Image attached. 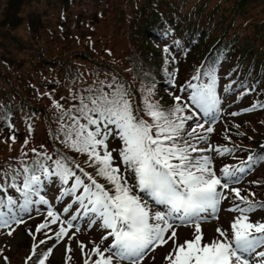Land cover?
<instances>
[{
	"label": "snow or ice",
	"instance_id": "obj_1",
	"mask_svg": "<svg viewBox=\"0 0 264 264\" xmlns=\"http://www.w3.org/2000/svg\"><path fill=\"white\" fill-rule=\"evenodd\" d=\"M174 43L179 44V41ZM163 51L167 53L169 48L166 46ZM174 75V72L169 73L170 77ZM192 80L201 82H188L186 87L178 89L187 95V102L182 101L181 95H175L173 105L167 108L150 99L153 88L144 90L141 108L132 100V93L125 83L113 77L110 82L99 81L89 86L86 94L73 96L78 103L62 111L61 121L65 116L69 121L62 123L58 129V133H63L62 142L77 152L86 153L88 160L96 166V175L104 177L111 185L108 188L98 183L89 173H84L90 181L85 183L63 162V158L54 161L55 174L64 183L70 177H75L66 194L74 195L77 189L82 188L81 194L75 195L80 209L94 214L95 219L90 220V224L102 221L97 226L107 230L104 239L112 238L111 245L103 250L100 245H95L91 253L97 258L92 260L89 255L84 264H89L90 260L92 264H114L116 260L142 264L148 250L166 245L169 241L172 242V250L165 257L168 264H253V257L259 258L255 264H264V251H257L264 246V221L251 220V214L258 208L264 209V202L257 203L248 196H242L239 188H230L233 181L238 182V173L245 171L243 167L225 165L220 170L221 175H217L212 167L213 158L206 154L215 151L218 155H225L234 149L213 148L211 145L207 149L197 147V143L206 142L207 139L198 131L212 133L214 130L211 126L205 129L204 123L199 120L201 113L214 122L213 114L220 111L217 71L214 68L204 70L202 66ZM170 83H174V80H170ZM188 90H191L190 94ZM53 103L57 109L63 108L58 101ZM258 107H264V103L258 101L242 111L251 112ZM189 121L193 122V126L186 131ZM205 123H209V120ZM110 137L121 141L118 149L109 150ZM12 139L15 140V137ZM114 152L123 165V172L120 165L115 163ZM42 155L45 161L52 159L46 153ZM253 158L248 157L249 161ZM34 163L36 168L31 170L33 173L42 171L46 176L53 174L46 163L40 160ZM76 167L79 168V165ZM24 172H29V169L25 167ZM129 176L132 184L128 182ZM40 179L36 174L24 177L22 188H18L24 196L21 211L28 210L33 194H39ZM12 186L16 187L15 184ZM228 189L239 201L229 211L238 215L231 222L230 229L218 227V237L206 242L200 224L203 218L201 214L215 216L221 202L229 198L224 191ZM141 194L151 198L156 205H163L164 210L153 212ZM36 202L48 203L42 196ZM3 204L0 201V206ZM7 207L8 213L0 212V226H8L12 221L17 224L24 222L13 212L15 205L11 199ZM68 210V207L64 208L65 212ZM47 215L52 224L60 221L59 231L55 233L57 241L68 235L78 218L72 216L65 227L64 221L51 208ZM177 221L181 225H192L194 234L191 239L177 242ZM47 227L48 223H42L36 231ZM76 230L79 231V228ZM83 247L81 245L82 250ZM36 248L33 245V252L37 256L35 264H45L51 249L40 258Z\"/></svg>",
	"mask_w": 264,
	"mask_h": 264
},
{
	"label": "trees",
	"instance_id": "obj_2",
	"mask_svg": "<svg viewBox=\"0 0 264 264\" xmlns=\"http://www.w3.org/2000/svg\"><path fill=\"white\" fill-rule=\"evenodd\" d=\"M49 1L50 6L45 13L49 16L43 20L41 14H33L28 19L21 15L23 5L30 2L29 0H11L9 6L7 5L6 17L0 24V32L6 39L3 47L10 46L19 55V57L14 58V64L5 68L0 67V132L10 133L13 136L18 134L19 141H22L20 136L24 135L25 132L22 130L17 132L19 128L15 124L30 120L34 115L45 113V107L43 105L38 106L39 104L34 100V88H39V85L45 89L46 95L52 92L55 97L61 94L66 96L67 92L79 90L78 86H74L78 82L77 74L80 71L77 67L90 64L89 60L93 58L87 38L95 30L94 27L98 25L100 15L103 14L100 4L108 5V10L114 4L112 0ZM124 1H126L125 5L131 6L127 9L132 11L124 10V13L122 10L124 15L119 19L116 18V25L122 27L127 22L128 32L134 39V50L129 52L127 56L131 63L129 71L138 73V65L144 66L147 72L143 73L145 78L151 77L152 80L159 83L164 91L162 85L169 83L170 72L166 67H163L162 60L154 59L151 56V62L148 59V54L144 53L143 50L142 54L137 56L139 48L144 47L146 43L150 44L151 47H153V43H164L184 58L192 56L193 65L186 73V77L189 75L187 83L201 82L192 80V77L196 74L197 69H201L202 66L204 70L214 68L218 75L217 89L218 83L222 81L224 88H233L236 85L244 92L256 93L258 91L263 96L261 102H264V39L261 40L264 38V21L250 23L253 27V34L243 35L232 28L236 24V16L244 15V4H241L240 7H234V11L226 15L224 9L220 7L219 0L215 2L209 13L205 14L204 10L209 0H194L192 3H188L187 0ZM258 1L264 0H246V7L249 2ZM72 6H81L83 10L76 11L74 15H69L67 9ZM88 7L92 8L91 12H88ZM214 10L217 12H213ZM220 11L223 13L219 14ZM22 23L28 26L31 33V38L27 37V40L14 36L17 35L14 29ZM74 40L80 42L79 48L70 46ZM174 41H179V44H175ZM76 48L78 49L76 50ZM16 53L11 51V53L8 52V55L17 56ZM8 59L3 55L1 61L8 62ZM96 65L100 71H103L102 74L111 75L108 81L105 78L101 81L110 82L115 77L118 82L132 86L133 83L128 81L125 73L113 65H106L99 61L96 62ZM230 72L231 75H229ZM19 76H22L23 79H19ZM204 82H206V78H204ZM94 84L86 86V89ZM136 94L132 100L142 108L143 103ZM66 98L67 101L73 100L72 96L69 95ZM52 126L45 134L44 139L47 144L39 150L23 146L16 153L6 155L7 152H4L5 144L0 142V201L4 202L3 206H0V212L7 206L9 199L13 202H17L18 199L20 202H24L23 193L18 191V188H22L26 175H38L42 172L33 173L31 171L36 168L34 163L36 160L46 163L49 172L53 173L51 175L57 178L60 192L70 188L75 177H70L68 182L64 183L59 175L55 174L54 161L56 160L63 158V162L76 175L81 176L85 182H90L84 175L86 172L84 170L81 172L82 168L80 166L77 168L76 165L78 164L74 162V160L78 161L81 158L74 149L62 142L63 133H58V129L52 128ZM29 131L27 130L26 133ZM262 134L264 135V133ZM251 135L252 133L245 128H239L237 137L242 140L225 142V147L234 149V151L225 154L224 159L236 152H239L240 155H251L253 154L252 151H255V157L264 165V159H262L264 148L259 149L257 146V141H263L264 136L252 137ZM1 139L0 136V141ZM240 144H245L242 146L246 147V150L249 149L248 153L242 154L243 151L238 149ZM43 153L52 159L45 161ZM82 163L84 162L82 161ZM25 167L29 169V172H24ZM40 178L41 183L42 177ZM13 184L16 187H13ZM35 198L36 194H33L30 199ZM35 262L31 258L27 264H35Z\"/></svg>",
	"mask_w": 264,
	"mask_h": 264
},
{
	"label": "rangeland",
	"instance_id": "obj_3",
	"mask_svg": "<svg viewBox=\"0 0 264 264\" xmlns=\"http://www.w3.org/2000/svg\"><path fill=\"white\" fill-rule=\"evenodd\" d=\"M11 0H0V24L1 21L6 17L7 8L9 6ZM30 2L25 3L22 8L21 15L28 19L33 14H41L42 19L46 20L49 14H45L48 11V7L50 6L49 0H29ZM114 4L109 8L108 5H102L100 19L98 20V25L95 26V30L92 31L91 35L87 38L88 47L92 52V60L93 62L88 65H94L97 61L103 64H111L113 67L120 70L122 73H125L126 78L132 84V99L135 97L137 92V96L140 101L143 100V96L145 94L146 89L153 88V95L151 96V100L158 101L163 107L167 108L173 105L174 96L181 95L182 101H187V95L183 92L178 91V89H172L162 85L163 89L156 81L152 80L151 77L145 78V76L141 73H145L146 71L142 70L138 73L131 72L129 69L131 68V63L128 61V53L134 50L133 40L126 30L128 25H124L118 29L116 25V18L123 17L125 11L131 12L129 5H125L126 1L124 0H112ZM188 3L194 2V0H187ZM217 0H209L205 13H209V10L213 7ZM16 2V1H15ZM264 1H258L253 3H248L246 7V0H219L220 7L224 9V14L228 15L229 13L234 11V7H240L241 4H244L243 10L244 15L236 16V24L234 29H236L241 34H253V27L250 25L251 22H262L264 21ZM8 3V4H7ZM8 5V6H7ZM74 12L82 11L83 8L81 6H73ZM124 11V13L122 12ZM216 10V9H215ZM213 12H217V11ZM92 8L88 7V12H91ZM122 12V13H121ZM223 12H219L222 14ZM221 16V15H220ZM203 19V17H202ZM224 20V19H223ZM26 22V20H25ZM17 33V36L22 40H27L26 38H31V33L29 32V28L25 23L19 25L18 28L14 29ZM136 31V30H135ZM244 38V36H241ZM264 37V36H263ZM41 39V38H40ZM45 39V38H44ZM262 38L261 40H263ZM6 39L3 37V33L0 32V67H7L9 65L14 64V58L19 57V55L10 48V46H4L3 43ZM249 40V39H248ZM144 47L139 48V52L137 56L142 54V50L144 53L148 54V59L152 62L151 56L154 59H161L162 63L164 60L167 62L163 63L167 67L175 68L176 78L174 82H179L182 78L184 79L185 72L190 63H192V56L183 61L179 62H169V56L165 55L166 53L163 51V46L151 47L150 44H144ZM72 47H80V42L74 40V42L70 43ZM149 46V47H148ZM76 48V50L78 49ZM16 53L17 56L11 54L8 55V52ZM26 51V50H25ZM152 51L153 53H151ZM169 53V52H167ZM3 55L10 57L8 62L1 61ZM81 69V68H80ZM85 68H83V73ZM147 73V72H146ZM90 78L96 75V81L104 80L107 81L111 78V75L108 73H93L90 72ZM19 79H23L22 76L18 77ZM186 78V77H185ZM81 83L84 85L89 84V80L82 79ZM154 86V87H153ZM34 88V100L39 104L38 106L43 105L45 107L44 114L34 115L32 119L21 121L20 122V130L24 131V135H21L22 141L18 140V136L15 137V140L9 142L4 152L6 155H12L22 149V147L27 148H37L38 150L43 148L47 143L45 141V134L51 125L54 127L61 126L62 123H67L68 117L65 116L63 121H61L60 117L63 110L71 108L74 104L73 101H66L61 98L60 95H57L53 99L51 96L44 95L45 89L40 87ZM44 89V90H43ZM84 91V90H83ZM234 94L224 95L221 98V106L220 111L214 113L215 121L211 122L209 117H204L201 113L199 120L201 123H204L205 129L209 126L213 127L212 133H206L204 130H199L202 134L206 136V142H200V148L207 149L209 145L213 148L219 147V143H222L224 139L227 142V136H231L232 140H242L238 139L237 131L239 128H245L248 132L252 133V137H261L264 136V108H256L254 111L245 112L242 111L245 108H249L252 104H254L259 97L254 96L251 99L248 95L246 97L234 98ZM234 98V100H233ZM184 99L186 101H184ZM240 99V100H239ZM53 101H58L61 105L67 106L62 109H57L53 103ZM231 103H230V102ZM57 110V111H56ZM236 112L238 115L232 116L231 113ZM185 114H188L187 112ZM146 119H150L146 116ZM206 120H209V123H205ZM193 125V124H192ZM233 125H239L238 128L233 129ZM247 125V126H246ZM31 129L28 133L27 130ZM250 136V137H251ZM251 137V138H252ZM260 142V143H259ZM199 143H197L198 145ZM257 146L259 149H263V143L261 141H257ZM117 148V142L113 138H109V150ZM78 156L89 166V168L96 173V166L93 165L89 160L86 153L76 152ZM213 158L212 167L216 171L217 175H221L220 170L225 166H235L237 168L243 165L240 163L243 159L239 156L231 157L228 161L222 160L221 156L218 155L215 151H208L206 153ZM114 157H116L115 163L119 164L121 167V171L123 172V165L118 158L117 153H113ZM252 161V160H251ZM250 162V161H249ZM257 163L251 170L244 171L242 173H238L239 180L233 181L230 184V188L236 187L241 190L242 196H248L250 200L256 198L264 197V165L260 162ZM245 166V165H244ZM246 167V166H245ZM100 177V176H99ZM102 181L108 185L104 177H100ZM132 178H130V183L132 184ZM45 184V181H44ZM44 196L42 197L48 201L47 204L37 203L36 201L40 200V197L33 200L32 203L28 205L27 211H21L20 203H13L15 207L13 208V212L17 216V218L22 219L24 222L17 224L12 221L8 226H0V264H27L29 257H31L33 252V245H36V251L40 253V258H43V253L46 249L47 251L51 249V253L48 255L45 264H84L85 260L89 258L91 255L96 259L97 257L91 253L92 248L95 245H100L103 250L106 247H109L111 244L109 243V239H104L103 237L106 235L105 229L102 227H98V224H102V221L97 220L96 224H90V220L95 219L94 214L85 213L80 208L77 210L73 209V205H71L70 201H72L71 196L66 193L55 194L56 192L53 184L47 185L45 184ZM226 194H228L229 198L223 200L219 205L218 211L215 216H212L210 213H206L208 217L202 218L200 220L201 228L204 234L205 241H211L218 237V233L216 229H230V224L238 215L236 212L229 211V209L236 203H239L238 200L235 199V194L230 193V189L224 190ZM145 200H147L148 204L152 208V211L164 210L163 205H156L149 197L145 194H141ZM73 203V202H72ZM71 205V207H69ZM68 207V212L64 211V208ZM49 208L55 211L59 216L60 220L64 221V226L66 227L67 220L71 219L72 216H77L78 218L73 222L74 227L69 230L68 235L64 236L62 239L57 241L55 237V233L59 231L60 221H57L56 224L50 223L51 218L48 217L47 213ZM9 210L3 212L8 213ZM251 220L255 221H264V210L256 211L251 214ZM42 223H48V227L42 229L40 232L36 231L38 225ZM177 242L182 243L185 240H189L193 237L194 228L191 224L181 225L179 221H177ZM79 228V231L76 228ZM11 232V234H9ZM170 235V232L168 233ZM51 237V239H48ZM167 238V236H166ZM45 241L41 245L40 241ZM51 245L50 247H48ZM81 245H83V250L81 249ZM43 248V249H41ZM69 248L71 249L69 251ZM172 250V242L169 241L166 245H161L156 247L154 250H148L147 254L142 261V264H168V261L165 257ZM257 251H264V246H261L257 249ZM108 253H106L107 255ZM259 259L257 257H253V264H255V260ZM91 260L89 261V263ZM114 264H128L127 261H114Z\"/></svg>",
	"mask_w": 264,
	"mask_h": 264
}]
</instances>
